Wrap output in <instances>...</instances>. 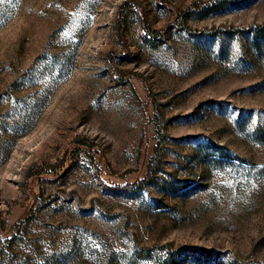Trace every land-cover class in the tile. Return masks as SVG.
<instances>
[{
    "label": "rangeland",
    "instance_id": "1",
    "mask_svg": "<svg viewBox=\"0 0 264 264\" xmlns=\"http://www.w3.org/2000/svg\"><path fill=\"white\" fill-rule=\"evenodd\" d=\"M0 264H264V0H0Z\"/></svg>",
    "mask_w": 264,
    "mask_h": 264
}]
</instances>
